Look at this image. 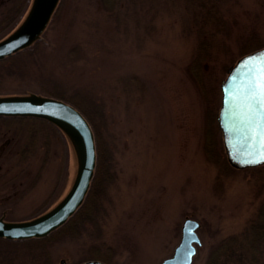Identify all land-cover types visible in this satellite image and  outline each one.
I'll return each instance as SVG.
<instances>
[{
	"label": "rangeland",
	"instance_id": "obj_1",
	"mask_svg": "<svg viewBox=\"0 0 264 264\" xmlns=\"http://www.w3.org/2000/svg\"><path fill=\"white\" fill-rule=\"evenodd\" d=\"M19 6L0 0V18ZM11 16L0 39L16 24ZM199 43L201 86L189 69ZM262 47L264 0H60L41 38L0 62V95L76 103L96 128L103 175L87 218L42 244L0 238V264H160L186 217L200 224L192 264H206L225 238L243 234L264 199V165L229 163L218 114L229 69ZM76 171L57 127L0 117L1 219L47 212Z\"/></svg>",
	"mask_w": 264,
	"mask_h": 264
},
{
	"label": "water",
	"instance_id": "obj_2",
	"mask_svg": "<svg viewBox=\"0 0 264 264\" xmlns=\"http://www.w3.org/2000/svg\"><path fill=\"white\" fill-rule=\"evenodd\" d=\"M60 0H30L21 20L0 39V61L29 48L41 38ZM218 125L229 163L238 169L264 165V47L240 57L222 86ZM0 117H31L49 122L66 136L77 160L76 176L66 195L50 210L30 220L0 218V238H44L64 225L83 204L96 168L94 132L73 105L37 94L0 95ZM200 224L186 217L181 236L170 257L160 264H192L201 244ZM79 264H108L86 260Z\"/></svg>",
	"mask_w": 264,
	"mask_h": 264
},
{
	"label": "trees",
	"instance_id": "obj_3",
	"mask_svg": "<svg viewBox=\"0 0 264 264\" xmlns=\"http://www.w3.org/2000/svg\"><path fill=\"white\" fill-rule=\"evenodd\" d=\"M29 1L30 0H25V5L22 4L21 6H19V10L21 9V7H23V10L19 14L15 13L18 15L13 14L11 16V14L8 13L7 15L2 16L0 18V28L4 25L6 19L10 18V16H11L12 22L17 20L16 21V24H17L21 20L22 16L24 15L28 7ZM102 2L105 5L112 6L114 3H117V0H102ZM13 9L14 8L11 9V12ZM212 14H213L212 11H207V15H209L208 16L209 18H212ZM16 24L13 25V28L15 27ZM9 25L10 24L3 27L1 30H4ZM25 50L26 49L20 51L19 53ZM206 54H207V51H206L204 44L199 43L195 50L194 57L189 64V69L193 71L192 72L189 70L191 73L190 75L192 76L194 81H197V84L199 86H201L200 83L203 84V77H202V72H201L202 71V60L206 57ZM13 56L9 58H12ZM73 105H75V107L79 111H81V113L85 117L87 116L83 112V110L79 106H77L76 103L73 102ZM86 118L88 120V116ZM215 121H216V117H215ZM92 129L96 136V128L95 129L92 128ZM96 143H97L96 172L94 174L89 191L84 199L83 204L68 219V221L64 225L60 226L58 229H56L55 231H53L51 234H49L47 237H44V238H32V239H25V240H8L5 238H1V239L7 240V241H29V242H37L38 244H42L48 239L52 240L53 236L60 233L67 226H69L72 222L76 221L78 217L79 218L88 217L87 211L89 210V207H91V204L96 201V197H95L96 187L98 185V182H100L101 177L103 175V166H102L103 161H102L100 146H99L97 139H96ZM262 167L263 166H260L259 168H262ZM263 249H264V199L262 200V203L260 204L258 208L255 218L250 221L249 226L247 227L246 231L239 236L235 235V236H229L225 238L219 245H217L215 250L209 255L206 261V264H255L258 262L261 253H263L262 251ZM98 259L107 261V259H104L102 257H98Z\"/></svg>",
	"mask_w": 264,
	"mask_h": 264
},
{
	"label": "flooded vegetation",
	"instance_id": "obj_4",
	"mask_svg": "<svg viewBox=\"0 0 264 264\" xmlns=\"http://www.w3.org/2000/svg\"><path fill=\"white\" fill-rule=\"evenodd\" d=\"M20 4H21V5H22V4L25 5V0H20ZM3 61H5V60H3Z\"/></svg>",
	"mask_w": 264,
	"mask_h": 264
}]
</instances>
